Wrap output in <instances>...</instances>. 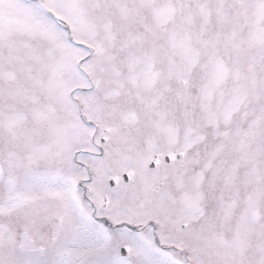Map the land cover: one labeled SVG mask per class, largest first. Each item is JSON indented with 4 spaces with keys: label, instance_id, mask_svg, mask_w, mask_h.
Masks as SVG:
<instances>
[{
    "label": "snow or ice",
    "instance_id": "1",
    "mask_svg": "<svg viewBox=\"0 0 264 264\" xmlns=\"http://www.w3.org/2000/svg\"><path fill=\"white\" fill-rule=\"evenodd\" d=\"M0 264H264V0H0Z\"/></svg>",
    "mask_w": 264,
    "mask_h": 264
}]
</instances>
